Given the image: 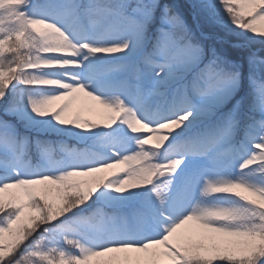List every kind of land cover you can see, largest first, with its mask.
<instances>
[{"label": "snow or ice", "instance_id": "1", "mask_svg": "<svg viewBox=\"0 0 264 264\" xmlns=\"http://www.w3.org/2000/svg\"><path fill=\"white\" fill-rule=\"evenodd\" d=\"M0 264H264V0H0Z\"/></svg>", "mask_w": 264, "mask_h": 264}, {"label": "trees", "instance_id": "2", "mask_svg": "<svg viewBox=\"0 0 264 264\" xmlns=\"http://www.w3.org/2000/svg\"><path fill=\"white\" fill-rule=\"evenodd\" d=\"M176 3L178 6H180L182 8V10L185 11L186 5H184L183 2H181L180 0H176ZM229 51H230V55L233 58H242L244 55H246V53H241V52H238L236 50H229ZM68 143L75 144L76 142L75 141H68Z\"/></svg>", "mask_w": 264, "mask_h": 264}, {"label": "rangeland", "instance_id": "3", "mask_svg": "<svg viewBox=\"0 0 264 264\" xmlns=\"http://www.w3.org/2000/svg\"><path fill=\"white\" fill-rule=\"evenodd\" d=\"M180 1L183 2L184 5H186L185 11H187V6H188L190 0H180Z\"/></svg>", "mask_w": 264, "mask_h": 264}]
</instances>
